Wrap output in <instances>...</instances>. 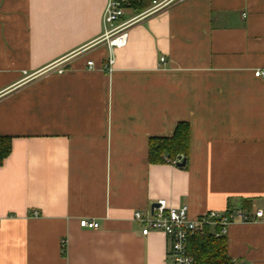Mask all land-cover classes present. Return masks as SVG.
Listing matches in <instances>:
<instances>
[{
	"label": "crops",
	"instance_id": "0c3cea01",
	"mask_svg": "<svg viewBox=\"0 0 264 264\" xmlns=\"http://www.w3.org/2000/svg\"><path fill=\"white\" fill-rule=\"evenodd\" d=\"M107 2L0 0V264H170L171 239L133 219L159 200L244 212L228 255L264 264V0H179L112 50ZM180 122L187 168L149 163Z\"/></svg>",
	"mask_w": 264,
	"mask_h": 264
},
{
	"label": "built area",
	"instance_id": "2783aa9c",
	"mask_svg": "<svg viewBox=\"0 0 264 264\" xmlns=\"http://www.w3.org/2000/svg\"><path fill=\"white\" fill-rule=\"evenodd\" d=\"M132 0H108L103 16L104 35L102 42H106L109 49L123 48L127 44V30L134 25L139 18L150 16L165 10L179 0H147L148 7L142 13L127 22H123L126 7L131 6ZM142 1V0H137ZM165 59H161L164 63ZM114 59L109 58L107 68L111 72ZM93 68L94 63H88ZM59 73H63L62 70ZM255 77L264 81V70H257ZM181 161H178L180 163ZM177 164V161L175 162ZM148 216L142 212H135L134 221L143 224L142 234L148 236L153 232H160L172 241L169 253L170 264H197L189 253V242L198 235L210 231L216 239L226 238L229 227L236 221L248 222L249 217L239 210H229L224 213L210 211L199 218L193 219L189 215V208L170 207L165 200H159ZM263 216L262 211L256 213V218ZM80 227L97 230L100 224L96 221L83 219Z\"/></svg>",
	"mask_w": 264,
	"mask_h": 264
},
{
	"label": "trees",
	"instance_id": "16d2710c",
	"mask_svg": "<svg viewBox=\"0 0 264 264\" xmlns=\"http://www.w3.org/2000/svg\"><path fill=\"white\" fill-rule=\"evenodd\" d=\"M132 7L142 12L148 2L131 1ZM10 138L0 137V167L11 154ZM191 148V127L187 122H180L172 137H154L149 140V163L164 164L178 160H187ZM176 164V165H177ZM183 168H187L185 165ZM189 253L197 264H234L227 252L226 238L216 239L210 231L198 235L189 242Z\"/></svg>",
	"mask_w": 264,
	"mask_h": 264
},
{
	"label": "water",
	"instance_id": "95a60500",
	"mask_svg": "<svg viewBox=\"0 0 264 264\" xmlns=\"http://www.w3.org/2000/svg\"><path fill=\"white\" fill-rule=\"evenodd\" d=\"M185 165H186V160H183L182 162L177 164L178 167H184ZM155 206H157V205H154L153 207H155Z\"/></svg>",
	"mask_w": 264,
	"mask_h": 264
}]
</instances>
